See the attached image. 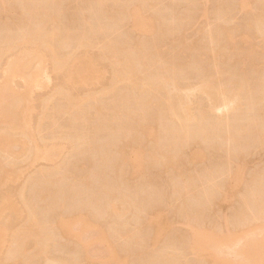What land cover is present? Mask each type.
<instances>
[{
    "label": "rangeland",
    "instance_id": "1",
    "mask_svg": "<svg viewBox=\"0 0 264 264\" xmlns=\"http://www.w3.org/2000/svg\"><path fill=\"white\" fill-rule=\"evenodd\" d=\"M59 1L62 8L60 6L59 8H57L58 7L57 5L59 4L57 1H56L57 5L55 2H53L54 4L52 3V5L53 7L57 6L56 7L57 9H62L59 10V13L62 14V21L61 20L60 21L63 22L62 24L64 27L65 26L67 27V24L68 26H70V24L73 25V29H71L72 26H70V30H72V32H74V29H76L80 25L81 28L82 25L84 24L86 25V22L87 21L89 22V19L92 20V22H94L92 23L90 21L89 23H92L91 24L93 25L92 29L93 31H96L95 29L98 28L99 22L101 21V20L99 21L98 19L99 22L98 23L97 21L95 22V18L97 17L98 12H104L106 16V11L110 12L111 11V10L109 11L110 8H114L115 11L112 12L116 13L117 6H119L118 8H121L125 4V0L117 1L118 2L117 6L115 4L116 1L112 4L113 0L112 1L107 0L108 1L107 4L104 2L105 5L102 3L103 5L101 6H99L98 5L99 3L95 2V0H59ZM156 1L158 2H157V6L155 4V8H157L154 9L155 16L157 17V15H159V17L157 18L154 17V23H153L154 29L152 27L149 29V31L148 28H145V26H138L137 24L134 23L132 24L131 20L125 19L126 21L128 20V22L126 23L125 21L124 24L123 23L124 21L123 22L121 21L122 22L121 25L123 24L124 25L120 27L121 29L118 28L120 31L116 29V31L119 32H116L114 29H113L114 33L112 31L108 32L107 30L105 35V33L100 34L97 30L96 32L98 33L97 34L95 33L94 35V33H92L93 31L89 29V33L87 36H89L90 32L93 34V36L91 34L89 36L92 37L91 40L92 43L89 48L87 46H84L78 49L77 48L73 49V46H70V48L67 46L69 42H70L69 45H71L72 41L76 42V37L74 38L75 40L73 39V37L76 35L78 36V33L79 35L82 34L79 31H82L83 33L84 31L88 32V30L86 29L83 31V28L80 30L79 27V30L76 29L77 31L74 32V33L77 32L76 35L72 32H68L67 34L65 33V36L63 35V37H60L61 39L59 38V41L61 40L60 41L61 43L60 42L59 43L62 44L63 42L62 40H64V38L67 35L69 36V38H71L72 36L70 35L74 34L73 37L71 38L72 40L70 39V41L66 37L65 42L67 39L69 42L68 43L66 42L67 45L66 46L63 45V46L68 50L70 49L69 51L77 49V51H79L78 54L79 53L88 54L90 57L94 59L95 61L94 63L100 70L99 72L100 76L96 80L94 81L91 80L83 85L79 84L74 86L72 92L73 97L76 98L80 103L77 104L73 109H70V112L68 111V113L59 114L60 110L59 108H57L58 106L61 107V104L65 105L64 104L65 94L59 92V87L63 83V78H62L63 75L61 74L62 72H60V70L56 68V63L59 62V60L57 61V58L63 55L62 53L64 51V48L62 45L57 44V46L60 45L58 46V49L59 48L62 49V50L59 49L60 52L58 53V50H52L51 48H43L40 45V43L39 44L30 43L29 45L21 44L17 46L15 50H12V52L10 51L4 53L3 56L1 57L0 88L2 92L0 93V106L3 107L7 106V110L6 113H4L3 115L0 114V164L3 168L0 174V238L3 240L2 247L0 248V264L11 263V261L9 260L10 257L9 250L11 247L13 248L17 244V233L21 231L20 230L21 227L23 228V226L25 227L27 225L26 223L30 218L33 217L34 213L37 214L38 216L39 221L38 220L37 221L38 224L41 226L40 229L42 228L43 232L46 233L47 236L50 234V238L48 240L50 239L51 240L48 241V249L46 254L35 257L36 253L34 254L33 252V250L35 251L36 249L34 246L35 243L34 240L32 241L30 239L28 247L29 250L32 251V254H34L33 255L34 258L30 259L29 262L27 261L28 263L26 264H48V263L49 264H110L108 259H110L112 256L111 253L113 248L121 249L123 248V246H124L123 248L124 251L121 252V257L122 256L124 257V258L122 257L123 261L124 260L126 261L129 258L127 260L128 263L126 262V264H161L164 260V258L162 260V257H165L166 259V255L171 256L172 252L173 255H175L176 257V259L172 261L175 264H213L212 263L213 261L218 262L219 264H239V263L242 264L247 261L246 259V257L248 256L247 254H249L248 257L250 256L253 257L252 256L253 254L257 255L261 250H263L262 248H264V245L262 244H264V242L262 243L261 240L264 237V207L257 206L258 204H256V202H254L253 200L250 201L252 203L249 204V206L248 205L246 206L244 201L247 198L246 195H249L248 199L251 198L252 192H250L251 189L249 188L251 187L253 188V186L254 188L255 186L259 188L260 185L261 187H264L263 185L264 177L262 176L264 175L263 174L264 173V142L261 141L260 138H258L259 137L258 135L257 138L260 141H258L256 138H252V137H256L255 135L252 137L250 136V140L249 137H244L240 141L235 140L232 141L231 143V139L233 140V138H229L230 139L229 141L228 137L229 136L231 137L234 134L236 129L239 127L238 123H240V127L242 126L241 123L243 125H248L249 123L250 125L251 121H253L251 120L252 116L257 115L259 111L263 113V115L261 114L262 117L260 113L259 115H257V117L260 116L259 121H261V123L257 121L258 123L256 124L254 123V126L256 128L258 127L263 128L264 126L263 125L264 103H261L264 102V98L263 99L261 98L262 91L259 90V86L260 85L262 86L264 84V26H263L264 0H245L244 2L246 3L242 2L241 0L240 1L239 0H156ZM25 2L26 1H24V5H23L24 10L32 4L31 2L30 3L28 2L25 3ZM89 2L90 3L92 2L93 7L92 6L91 7L93 9L94 7L97 9V10L96 9L93 10L94 14L97 13L96 16H94L92 12V8L90 10L87 8V7L90 8L91 4H89ZM109 2L111 3V5ZM22 4L23 2L22 1L20 2V0H0V40L7 38V36L8 38L10 36L13 37L14 35H16L17 32H18L17 35L19 34L20 32L19 27L23 23L22 19H24L25 17L21 15V12H18L23 9L21 7ZM25 4H26V8H25ZM114 4L116 7L114 6ZM4 5L10 9L12 7L11 10L13 9L16 10L19 6L22 9L19 8L17 12L16 11L9 12L4 10L3 8ZM37 5L40 6L39 4ZM41 5L43 6L44 2ZM45 5L48 6V3ZM97 5L99 6L98 8L101 10L103 9V11L101 10L99 11ZM47 8H50V6ZM24 10L22 11L23 12L22 14L26 15L25 11L27 10L25 11ZM157 10L159 13L156 14ZM161 10H162V14L164 13L163 15L165 21L164 20L161 21L163 19V15L160 16ZM143 13H145L144 16L146 15V17L147 14L154 15V11L152 12L150 11V9ZM258 13L260 15H263V18L261 20L259 18L260 15ZM104 14L99 13L98 16L101 17L100 19H102ZM91 15L94 16L95 18H92ZM108 15L109 13H107V16ZM59 16L61 17V15ZM170 16L173 17L169 19ZM109 17L110 16H108V18ZM106 19L107 18H105V20ZM170 20H173V23ZM109 21L106 22L108 23ZM160 22L161 24H163V26L169 27L172 25L171 26L172 28L175 27L173 28L175 30L169 27L171 34L167 33V36L169 35V38L167 37L168 39L166 38V34H164L165 35L164 36L163 33L161 32L162 30L160 28ZM165 22L167 23V25L165 24ZM64 23L67 24L64 25ZM89 23L88 25H90ZM95 23L96 26L94 25ZM100 23H103V21ZM117 24L120 25L119 23ZM85 25L83 26L84 28H89L88 26L85 27ZM110 26L112 29L113 25L111 24ZM163 26L161 25V27ZM226 26L229 27L227 29V32L226 30H224V28L226 29ZM230 28H232L231 30L233 33L231 32V30H229ZM223 30L224 32H222ZM66 31L67 30L65 31L63 30V32ZM216 31L218 35L217 33H215ZM229 31L232 33V35H230L231 33L229 34L230 36H228L227 34L229 33ZM220 32H222V35L220 34ZM117 35L119 38L120 37L121 38L117 40L118 38L117 37L116 41L119 42L120 44L122 43V45L125 46L123 47L126 49L128 48V46L135 44L136 39H138V41L143 40L142 43L145 40L146 43H150L148 44L149 46L153 44L157 45V48L159 49V55L157 56L155 55L154 52L153 53L151 52L152 49L156 46L153 45L154 47L152 46V48H150L151 51L149 50L151 53L145 56L147 58L143 56L144 58L140 59L141 62L140 72L137 71L133 72L132 71L133 66H131V63L129 61L125 62L123 58L119 60L112 56L105 55L103 52H101L105 48L106 39L115 40V36ZM211 35L212 37H210ZM216 35L217 37L220 35V37L217 38ZM226 35L228 37H225ZM213 36H215L217 39H215ZM126 37L127 39L125 40ZM162 37L166 39L164 40ZM228 38L229 40L230 39L231 40L229 41ZM174 39L176 40V42L173 41ZM55 41L56 43H58L57 40ZM217 41L219 42V44H217ZM74 42H72V44ZM128 42L129 43L131 42L132 44L130 43L129 45ZM126 43L128 44V46ZM174 45L175 47H178L177 50L176 48H174ZM223 45L225 46L221 47ZM212 46H214V48ZM215 46L217 47V51L219 52H216ZM212 48L214 50L213 52H212ZM66 51L67 50H65L64 53H66ZM19 60L20 62H22V65H24L25 67L23 66L24 68L23 67L21 68L22 70L21 72H18L15 75L12 74V77L6 79L4 77L5 71H7L14 62ZM170 62L174 63V65L177 64L176 68L179 67L177 69L178 70L177 73H176L177 70H175V76L176 75L178 76V74L181 72L179 74L180 76L176 78L179 79L178 82L181 85H183L182 87L183 93L187 97V106L189 109L188 111L193 116H196V118H198V116L201 117V115H203L202 118L204 117L205 121L207 122V123L205 122V124H208L206 126H209L210 128L215 124L217 119H219L218 121L222 122V119L223 121H225L226 119L224 118H227L229 121L224 122L225 124L222 122L223 126L221 125L220 127L222 129H220L218 133L216 131L217 133L216 135L213 132L214 136L212 135L210 139L217 137L211 140L213 141V143L209 139L208 140L210 142L207 141L205 143L203 142L205 145L204 147H206L205 149L207 150H204V147H200L201 144L200 139H199L200 141L198 140L194 141L193 137H191L193 138V140L184 139V142L180 146L182 148L179 147L180 150L178 151L183 160L182 161L180 160L181 162L178 161V164L176 163L177 165L174 164L176 165V167L174 166L170 167L171 165H169L168 159L166 158L164 159V157L162 158L160 157L159 159L160 161H153V162L151 161V163L149 162L150 164L147 162L148 165H146V167L147 166L149 167L146 168V172L145 170H143L144 172L141 171L142 172L141 174L137 169L136 170L138 172L135 171L134 173L132 172L130 173L131 169L130 166L128 165L129 163L126 164L127 166L124 165L123 169H121L122 171L119 169H117L118 171L114 169L115 170L114 171L113 170L114 164L112 163L114 162L113 155H115L117 149L116 146H118L120 144L119 142L121 141L120 136H116L118 135L116 134L117 132L115 130L116 127L110 125L112 126L111 128L110 126H108V129L110 131H107L108 129H105L107 133H105L104 132L105 130H103L102 133L98 132V134L100 133V135H98L97 132L91 134L93 133L94 130H92V126H89L90 124L89 125L87 124L88 126H86V124L85 125L83 124V126L82 124L81 125L79 124L80 126L77 125L76 128V125H74L73 122H71V119L78 116V114L79 116L87 115L86 117H89L91 115L89 118L94 119L93 114H95L94 113L95 109L93 108H95V106H107L109 103H111V105L113 104L122 105L124 101L126 103V100H130V97H132V99L130 100L131 103L129 104L128 101V103L126 104L129 105L131 108L132 106L134 108V106L135 107L137 106L136 101L140 100L143 97H146L152 100V103L149 105L150 108H148V110L150 109V112L148 111L149 112L148 115L151 116L150 114H153L152 117L153 119L151 117L150 119H152V125L154 126L155 123L153 122H155L158 118V117L156 118L155 116H157V114L160 116V113L162 112L160 111L159 100L162 98V96L164 97L165 95L161 91L158 92L156 89L140 92V89L136 88L137 90H139L136 91L135 89H133L135 84H134V79L132 77V73L136 74L137 76L140 75L143 79L145 78L147 82L156 81L159 78L160 71L165 66L170 64ZM35 69H37V71H39L40 74L38 77V81L37 83L30 84L28 86V84L25 81L26 73H30V72L32 73ZM216 70L217 72L220 71L223 75L219 77ZM214 74H217L218 78H216L215 75L217 81L219 80V78L220 79L224 78V80H226L228 76L230 79L232 78V80H234L233 78L238 79V81L245 79L247 86H249L250 88L253 86L250 89V91H252L253 93L250 92L251 95L248 94L245 96L244 94L246 91L245 90L243 93V98H240V100L236 101V102L240 101L239 103L236 102H235L236 104L234 102L232 104L230 103L231 105L230 107L234 105L233 107L236 108L229 107V111L231 112L229 113L227 107H225L222 104L223 101L219 100L221 106L223 105V107H221L219 106L220 104L217 99L214 100L211 97V95H207L208 93L204 94L205 92H202L204 88L203 87L204 84L202 83L203 81L201 80V78H203V80H206L208 78L207 80L216 81V79L210 78L213 77ZM224 75L226 77H224ZM114 78H116V80ZM111 80L116 81L114 92L112 94L105 95L102 92H104V90L108 88L109 82ZM223 81H221V83H223ZM249 84H251L252 86ZM200 86L203 87V88L201 87L202 90L200 89ZM247 86L245 87V89L249 88ZM255 86L258 87V89L255 90L256 88ZM206 87L207 86H205V88ZM261 88L262 87H260V89ZM254 90L259 91V92L257 91L258 92L257 94H259V96L253 95L255 92ZM117 96L120 99L123 97V99H121L122 101ZM252 96L254 97V99L250 98ZM116 97L118 98V100ZM259 97L262 100H260ZM251 99H253V102ZM18 100L21 103L19 111L17 114H15L12 117V114L11 116L9 114L10 112L12 113L11 104ZM113 100L114 101L117 100L118 103L117 102L113 103ZM119 101L122 103H119ZM257 101L262 104L261 107H260L261 104L259 103L258 105ZM254 105L255 107L253 108ZM256 105L259 107L257 108ZM89 108L90 109L92 108L91 109L92 112H90ZM208 108H211L210 109L211 111H209V113H205L204 111L208 112L209 110ZM230 109L232 110L236 109V110L231 111ZM257 109H259V111ZM201 112H203V114ZM255 112H257V114ZM70 114H74L75 116L72 115L73 117L72 118ZM165 114L166 113L161 114L163 120H158L160 121L159 123L156 122L158 123L155 126L157 128L155 127H154L155 129L152 128L151 132H153L154 130V133H150L149 136L145 135L143 136V138L140 137L141 140L137 138L139 139L137 143L134 142L138 146V153L141 157L144 158L147 157L148 159L150 155V151L153 150L152 148L154 146L157 145L160 147L162 145L163 146L167 145V141L169 144L170 143L169 139L171 138L169 133L171 128H173L176 125L180 128H183L181 126L185 125L184 124L185 121H183L184 125H182L181 120L180 122L179 120L177 119L175 120L170 116L168 118V115L166 114L165 116ZM24 115H27L29 118V123H27L26 125H24V121L22 117ZM163 116L167 118L165 119ZM205 117L209 119L207 120ZM261 118L262 120H260ZM208 121H210L211 124ZM236 121L237 123H235ZM234 123L237 127L234 125ZM257 124L260 125L257 127ZM202 125L204 124L202 123ZM78 127L81 130V132L82 130L83 131L86 130V133H89L87 132V130L91 127V129H89L90 135L88 136L89 137L92 136V138L89 139H93V140H90L89 144L90 146H92L93 143L94 144L96 143L93 147H91L92 149L91 148L89 149V151L93 150L91 151V153L88 150L82 153L83 152V150L81 151L82 147L79 148L80 146H78L76 142L72 140L78 146L76 147V145L72 141H69V139H67L68 135H70L71 132L72 134L77 133L76 130L78 129ZM193 127L195 130L196 127L195 126ZM209 127L207 129H209ZM160 128L161 129L164 128L163 130L166 129L167 132H162L163 130H161ZM212 129L213 128L209 129V131L210 130L212 131ZM114 130L116 132H114ZM157 130H159L160 134L158 133ZM111 132H114V134ZM228 133L231 135H228ZM103 134L104 136L102 137ZM93 135L94 136L96 135L95 138H93L94 137ZM97 135L99 138L102 137V139L101 138L99 139ZM113 140L116 141L114 142ZM188 140L190 142H188ZM251 140H253L255 143L254 142L251 143ZM256 140L258 142H256ZM52 141L53 143L54 142L59 143L60 148L58 149L57 152L53 153L50 157H48L44 154L46 150L42 151L41 148L50 146L52 144ZM106 141H108L109 143ZM111 141L113 143H111ZM247 141L248 143L246 144ZM105 142L107 143V145L109 144L108 148L112 147V144L115 145L113 146V148H111L112 150L110 149L111 150L110 155L113 154L112 156H110L112 159V160L110 159V161H108L109 157H107L108 159L106 157H104L105 159L101 158L103 160L100 159L101 157L100 155H102L101 154L102 152L100 153L101 148L105 149L104 146H107V145L103 146V144H106ZM237 142L238 143L240 142L239 145L237 144ZM243 142L245 144H243ZM260 142L262 143L261 145ZM98 143L100 144L102 143V144L100 145ZM208 143H210L211 145L209 146ZM215 143L217 144L216 147L212 146ZM4 144L5 147H3ZM240 144H242L243 146ZM218 145L219 146L221 145L222 147L221 146L218 147ZM235 145L238 148L236 147L235 149ZM201 146H203V144ZM232 146L234 148H232ZM228 147L230 148L229 151H228L229 149ZM98 148L99 151L97 150ZM103 149L102 151L104 152ZM198 149L202 151L204 150L203 152L206 151L207 153L206 152H205L206 154L203 153L204 155L201 154L202 156L198 157V159L196 158L197 159L196 161L193 159L190 160V156H191L190 153H194V151ZM99 153L100 155H98ZM227 153L228 154L231 153L233 157L231 155H228ZM232 153H234L235 155L236 154L239 155L241 160L243 157L244 161L243 162L240 161L238 163L240 158L236 161ZM187 155L189 156L188 158L189 160L187 159L188 157ZM86 158H88L89 160H87ZM163 159L164 162L167 160L165 164L159 163L163 161ZM186 159L188 160V162ZM222 162L225 163L223 164ZM227 163L229 165H227ZM230 167L231 170H229ZM215 168H217V170ZM181 169L182 170L184 169L185 172H187L186 170H188V174L186 173V175L189 176L188 180L191 179L184 186L183 185L181 186L180 184L185 183L183 180L186 177V175L185 173H182L184 170L182 171ZM180 170L181 172H179ZM119 171L121 172L120 174ZM211 171L213 173H211ZM93 172L95 173V175ZM117 172L118 174H116ZM178 172L184 174L183 176L185 177L183 178V180L178 174ZM87 173L89 175H87ZM104 173L106 176L104 175ZM122 173L123 175H121ZM177 174L181 178L180 180ZM84 175L87 177L89 176L91 180L94 178L92 181L90 180L91 181L89 182L90 184L87 182L89 178L87 179ZM115 175H117V177ZM46 176L48 177V179L46 178ZM95 176L96 178L97 177L98 178L96 179ZM253 176L255 177L257 176V177L255 178ZM83 177L86 180H84ZM108 177L110 178V181L107 180L109 179ZM122 177L123 179H121ZM125 177H127L126 181H125ZM253 178H255V180H253ZM227 179H229V184H230L229 189L228 187L225 189L221 185L226 181L228 182ZM44 180H49L50 182L45 183ZM41 181H43V183ZM82 181L84 183H82ZM151 181L155 186L151 183ZM175 182H177L178 184L176 183L177 184L176 185ZM40 183L44 186H46V184L48 185L46 186L45 190L43 186L42 191H45L46 192L45 194L44 192L41 191L40 187L42 186L40 187L38 186ZM85 183L88 184L86 185ZM145 183L147 184L148 191L145 190L147 189V187H145L144 189L143 187L141 188L143 184H144L143 186H145ZM101 185L104 186L106 185V186L104 187ZM108 185L110 186L112 185L111 189L107 187ZM153 186L154 188L156 187V190L152 188ZM185 186H187V188L191 186V188L189 187V189H187V193H188L187 198L186 196L184 197L181 196L180 198L175 199V197L180 196L179 195L180 192L179 193L177 191L175 192L176 187L180 188ZM218 187L219 188L223 187V189L225 190L222 200H220L219 196L216 195L217 191H219ZM104 188H107L109 190L105 191ZM164 188L165 190L163 192L162 189ZM37 189H39L42 192L41 193L42 198L38 196L40 195L39 194L40 191ZM110 190L111 192L114 190L112 194L116 195L118 198L119 196L121 197L122 195V198L125 199V197L127 196V200L125 199L126 201L125 206L122 204L124 203L122 201H121L122 203L121 202L118 203V204H122L118 206L119 207L118 210L120 209V211L123 212L125 209L130 207V210H125L128 213L122 214L120 213V211H118V213H120V216H118L119 215L118 214L117 218L116 217L113 218L110 214L107 213V211L105 212L104 209L106 207L105 205L106 202H104V199L105 201H107L108 195L111 193ZM150 190L151 192H149ZM213 190L215 192H211ZM153 191L154 192L156 191L157 194L156 192L154 193ZM173 191L175 193H172ZM183 191L185 190L183 189ZM205 191L211 192L212 193L211 196H215V199L217 200V204H215V206L211 207V205H214L213 202L214 201L216 202V200L213 197L210 198L209 202L203 200L204 199L203 196H202L203 199L200 197L201 195H203L202 194L203 192L205 193ZM35 192H38V194H36ZM105 192L107 193L110 192V193L105 194ZM63 193L67 197H65ZM74 193L78 197H76ZM124 193H127L126 196H124L125 195ZM117 194H119V196ZM74 195L76 199H74L75 198ZM45 196L46 198H44ZM79 196L81 198H79ZM216 197H218V199ZM199 198L201 199L199 200ZM79 199L81 203H79ZM197 200L199 204L198 202H196ZM84 201L86 202L82 203ZM23 202L24 203L28 202V203L24 205ZM13 203L18 204V208L16 211H13L12 208H10L11 204ZM103 203H104V209L101 210L100 208H102ZM184 203L186 204L184 205ZM208 203L210 204V206L208 205L209 207L206 205ZM242 203H244V205H241ZM141 206H143L142 207L143 209L141 208ZM200 206L201 208L199 209ZM240 206L244 207V209L242 208L241 210ZM124 207L126 208L124 209ZM257 207L260 209H258ZM56 208L58 212L56 210L54 211V209ZM78 208H81L80 212H82L83 210V212L85 214L87 213L88 216L91 217L94 216V219L95 218L99 219L98 221L103 219L102 221L103 223H105L103 224L104 228L95 226L93 229H91L92 226L91 227L87 226L83 228L84 226L82 225H79L80 227L79 226L78 227L80 229H78V227L75 225L74 231L77 232L78 234L79 232L81 233L83 239L82 242L86 244V253L90 256L91 263L90 262L88 263L89 260L85 257L86 256L84 255L85 253L82 254L80 250H78L79 249L77 248L79 246L78 243L75 244L74 242H72V240H70L69 242L68 241L69 239L62 238L57 228L53 227L54 221L56 219L55 217L58 216L57 215L58 213L59 214L60 213L67 214V212L72 213L74 212L75 209L79 210ZM185 208H187L188 210ZM151 209L152 210L162 209L164 211V212L161 211L163 212L161 214L162 215L164 214L162 220L165 223L168 221V224L164 223L166 227L168 225L167 232L165 231V234L159 237L158 240H156V243L151 242L152 240L149 241V239H151L152 237L153 230L151 226H147L148 225L147 223H146L147 225L144 224L146 217L147 216L149 217L150 216L149 213L152 212ZM98 210L103 212V217H102V212H100L101 216L97 215L99 214ZM199 210L200 211L202 210L203 212L202 211L200 212ZM241 211L243 212L245 211V212L241 214ZM93 214L98 216V218L95 217V215ZM121 214L124 217H121ZM142 215H144V217ZM115 219H116V223L114 222ZM107 220L110 222H108ZM102 221L100 223H102ZM107 222L111 224L109 225ZM113 222L118 225H115ZM119 223L120 225L122 223L121 226L123 228L119 226ZM194 227L198 228V230L199 229L202 230L205 235L208 234L211 236V238H214L210 243L211 246L209 245L210 248L209 250L205 247V249H201V251L198 252V254H195V252H192V250L189 249L188 242L191 243V240H189V235L193 233L192 232L193 230L194 231L197 230L194 229ZM102 230L103 231L105 230L104 233L108 234L110 241L107 242L104 240L103 241L100 240V237L102 236V232H101ZM56 231H58L60 235ZM214 234H216L215 236L217 237L213 236ZM135 235H138L139 237H134V238H139V239L142 238L141 242L144 243V245L141 243L142 246L140 247L142 248L140 249L143 250V251L140 250L141 252L139 251V249H136L135 246H132L131 244L127 243V241L125 242V239L130 240L132 236ZM258 237H260L261 239L260 241ZM144 238L146 239V243L144 242L145 241ZM233 239L237 242L236 243L237 245L234 244L235 241L232 242ZM255 239L257 240V242L260 243H255L256 242ZM229 242L230 243L232 242L231 244H233L231 248L228 245L230 244ZM127 246H129L130 248H127ZM220 246L222 247V250L219 248ZM233 246L234 247L237 246L236 247L237 250L236 248H233V250L235 249L238 252L239 251L241 252L242 250L241 248H243L242 251H244V253L245 252L247 253L244 254V256L246 255V257L244 258V256L241 255V253L239 255V253L236 251L233 254L232 253L230 254L231 251L230 249H232ZM81 248L82 247H80V249ZM128 249L130 250L133 249L131 250L132 254L130 253V250L128 251ZM217 249L218 251L220 250L223 253L218 252ZM77 251H79L80 253L78 252L77 254ZM134 252L135 254L133 255ZM137 252L139 254H137ZM167 252L171 254H168ZM216 252L219 254L216 255L215 254ZM263 252H261V254H263ZM237 253L238 255H236ZM136 254L138 256H135ZM126 256H128L127 259H125ZM106 260L109 263H106L105 262ZM247 262L249 263V261ZM12 263L15 262L12 261ZM262 264H264V261L262 262Z\"/></svg>",
    "mask_w": 264,
    "mask_h": 264
},
{
    "label": "bare ground",
    "instance_id": "2",
    "mask_svg": "<svg viewBox=\"0 0 264 264\" xmlns=\"http://www.w3.org/2000/svg\"><path fill=\"white\" fill-rule=\"evenodd\" d=\"M23 2V4L21 5V7L23 8H21L20 6L16 9V10H11L12 9V7H11V9L10 8H8L7 6H5L4 5V10H6V11H9V12H11V11H16L17 12V10L19 9V8H21L22 10H20V11H18V12H21V15L24 17V19H22L23 20V23L20 25V27H19V34L17 35V33H16V35H14L13 37H9L8 38V36H7V38H5V39H3V40H5V41H3V40H0L1 42H0V60H1V57L3 56V54L4 53H7V52H12V50H15V48L17 47V46H19V45H21V44H25V45H29L30 43H40V45L43 47V48H51L52 50H58V53L60 52V50L59 49H61V48H59L58 49V46H60V45H67V43L70 41V39L73 37V35L75 34L76 35V33H74L75 31H77L76 29H78L79 30V27L81 26H79V27H77L76 29H74V32H72V30H70V26H72V28L71 29H73V25H71L70 24V26H68V24H67V27L65 26H63V22H61L62 21V14H60L59 13V10H62V9H57V8H59V6L61 7V4H60V1L59 0H20V2ZM24 1H26V2H28V3H32L30 6H28V8H26V4H25V10H27V11H25L24 10V7H23V5H24ZM56 1L60 4H58L57 5V3H56ZM109 1V0H108ZM107 0H95V2H98L97 4L99 5V6H101V5H103L104 4V2L107 4V2H108ZM112 1V0H111ZM116 1V6H117V1H119V0H113L112 1V4L114 3ZM120 1H123V0H120ZM240 1V0H239ZM242 2H244L245 0H241ZM25 2V3H26ZM44 2V5L45 4H47L48 3V6L47 5H41L42 3ZM53 2H55L56 3V5L58 6H56V7H53V5H52V3ZM157 2L158 1H156V0H125V4L121 7V8H118L119 6H117V8H116V13L114 12H112V11H115V9L114 8H110L109 9V11L110 12H107L106 11V16H105V14H104V12H98V15H99V13H103L104 15H103V17H102V19H100L101 17H99L98 15H97V13L96 14H94V9H96L95 7H94V9L92 8L93 6V4H92V2L90 3L89 2V4H91L90 5V8L89 7H87L89 10L92 8V12H93V14H94V16H96L97 15V17L95 18L94 16H92V18H95V22L97 21V23L100 21V22H102L103 21V23H100L99 22V25H98V28L97 29H95L96 31L98 30V32L100 33V34H104L105 33V35H106V31L108 30V32H113L114 33V30L116 31V29H121L120 27H122L124 24H125V19H129V20H131L132 21V24L134 23V24H137L138 26H145V28H148V31H149V29L150 28H152L153 27V23H154V17H156L155 16V10L154 9H157V8H155V4H156V6H157ZM41 3V4H40ZM103 3V4H102ZM110 3V2H109ZM108 3V4H109ZM122 3V2H121ZM244 3H246V2H244ZM37 4H39L40 6H38ZM49 4H51V5H49ZM54 4V3H53ZM115 4H114V6H115ZM97 5V8L99 7ZM105 5V4H104ZM110 5H111V3H110ZM122 5V4H121ZM18 6V5H17ZM50 6V8H47V7H49ZM51 6H52V9H51ZM92 6V7H91ZM115 6V7H116ZM103 7V6H102ZM102 7H100V8H102ZM112 7V6H111ZM222 7V6H221ZM15 8V7H14ZM56 10H55V9ZM62 8V7H61ZM54 9V10H53ZM114 9V10H113ZM150 9V11H154V15H149V14H147V17H146V15L144 16V14L145 13H143V12H146V11H148ZM153 9V10H152ZM159 9V8H158ZM25 11V13H26V15H23L22 13V11ZM97 10V9H96ZM98 10L100 11L101 9H99L98 8ZM160 10V9H159ZM219 10H221V9H219ZM262 10V9H261ZM101 11H103V9L101 10ZM61 12V11H60ZM91 12V13H92ZM262 12V11H261ZM260 12V13H261ZM107 13H109V15L108 16H110L109 18H108V16H107ZM151 13V12H150ZM157 13H159L158 12V10H157V12H156V14ZM160 16H162L163 14H162V10H161V12H160ZM218 14H219V12H218ZM217 14V15H218ZM259 14V13H258ZM263 14V13H262ZM59 15H61V17L59 16ZM100 15H102V14H100ZM149 15V16H148ZM260 15V14H259ZM120 16V17H119ZM220 16V15H219ZM60 17V18H59ZM99 17V18H98ZM124 17V18H123ZM157 17H159V15H157ZM156 17V18H157ZM173 17V16H172ZM171 16H170V18L169 19H171L172 18ZM258 17V16H257ZM91 18V19H92ZM105 18H107L106 20H105ZM260 20L263 18V15H260ZM88 19V18H87ZM98 19H99V21H98ZM104 19V20H103ZM111 19V20H110ZM122 19H124V20H122ZM165 18H164V15H163V19L161 20V18H160V20L161 21H163ZM173 19H175V18H173ZM61 20V21H60ZM110 20V21H109ZM86 21V20H85ZM92 22V20H90L89 19V22ZM105 21V22H104ZM106 21H109L108 23H110V24H108ZM111 21H113V22H111ZM124 23L123 25H121L122 24V22ZM130 21V22H131ZM165 21V20H164ZM169 21V20H168ZM170 21H172V23H173V20H170ZM258 21H259V19H258ZM88 21L86 22V25H85V27L86 26H88L89 28H84L83 26L84 25H82V28H83V31L86 29V30H88V32L87 31H84V33L82 32V31H79V32H81L82 34H80L79 35V33H78V36L76 35V36H74L73 37V39L76 37V42H74V41H72V42H74L73 44H72V42H71V45H69L70 44V42L68 43V47L70 48V46H73V49L74 48H81V47H84V46H87L88 48L91 46V43H92V37H89L90 36V34L93 36V34L92 33H94V35H95V33L97 34L98 32H96V31H93V29H92V26L93 25H91L92 23H94V22H92V23H89ZM128 22V20L126 21V23ZM177 22V21H176ZM178 22H179V20H178ZM261 22V21H260ZM85 23V22H84ZM88 23L90 24V25H88ZM117 23H119L120 25H118ZM140 25H139V24ZM164 23V22H163ZM170 23V22H169ZM60 24H62V25H60ZM65 23H64V25H66ZM113 25L112 26V29H111V26L110 25ZM115 24V25H114ZM165 24L167 25V23L165 22ZM171 24V23H170ZM95 26H96V23L94 24ZM161 25L163 26V24H161V22H160V28H161V32L163 33V35L164 34H166V38L168 37L169 38V35L167 36V33L169 34H171V31H170V28H172L171 26H163V27H161ZM259 25H260V23H259ZM91 26V27H90ZM114 26H115V28H114ZM119 26V27H118ZM176 26V25H175ZM263 26H264V24H263ZM117 27V28H116ZM178 27V26H177ZM260 27V26H259ZM261 27H262V25H261ZM81 27H80V30L82 29ZM159 28V29H160ZM173 28H175V27H173ZM172 28V29H173ZM229 27H227L226 26V29L224 28V30H226V32H227V29H228ZM89 29L91 30V31H93L92 33L90 32V34H89V36H87L88 35V33H89ZM111 29V30H110ZM114 29V30H113ZM118 29V30H119ZM153 29H154V27H153ZM177 29V28H176ZM232 28H230L229 30H231ZM63 30L65 31V30H67L66 32H63ZM173 30H175V29H173ZM172 30V31H173ZM224 30L222 31V32H224ZM262 30V29H261ZM120 31V30H119ZM119 31H116V32H119ZM68 32H72V33H74V34H72V35H70V33H69V35L70 36H72L71 38H69V36L67 35L66 37L69 39V41H68V39L66 40V42H65V39H66V37L64 38V40H62L63 42H62V44H60L61 42V40L59 41V38L60 37H63V35L65 36V33L67 34ZM86 32H87V34H86ZM174 32V31H173ZM222 32H220V34L222 35ZM231 32H232V30H231ZM230 31H229V33H227L228 34V36H230V35H232V33H231ZM175 33V32H174ZM215 33H217V31L215 32ZM231 33V34H230ZM118 34V33H117ZM214 34V33H213ZM212 34V35H213ZM230 34V35H229ZM212 35L210 36V37H212ZM217 35H218V33H217ZM217 35H216V37H217ZM224 35H225V33H224ZM223 35V36H224ZM165 36V35H164ZM172 36V35H171ZM222 36V37H223ZM227 35L225 36V37H228ZM118 37V35L117 36H115V40L114 39H111V40H108V39H106V41H105V48H104V50H102L101 52H103L105 55H109V56H112V57H114V58H116V59H124L125 60V62H130L131 63V66H133L132 67V71L133 72H140V70H141V62H140V59L141 58H144L147 54L149 55L151 52L153 53H155V55H159V49L157 48V45L156 44H153V45H148V44H150V43H146L145 42V40H144V42L142 43V41H138V39H136L135 41V44H132L131 42V46H128V44H127V46H128V48L126 49V48H124L125 46L124 45H122V43L120 44L119 42H117L116 41V38ZM123 37V36H122ZM215 39H217V38H219L220 37V35L216 38L215 36H213ZM221 37V38H222ZM121 38V37H120ZM119 37L117 38V40H119L120 39ZM163 38V37H162ZM166 38H163L164 40L166 39ZM167 38V39H168ZM221 38H220V40H221ZM224 38V37H223ZM61 39V38H60ZM110 39V38H109ZM127 39V37L125 38V40ZM177 39V38H176ZM213 39V38H212ZM227 39V38H226ZM231 39H232V36H231ZM230 39V40H231ZM55 40H57V42L58 43H56V41ZM72 40V39H71ZM75 40V39H74ZM108 40V41H107ZM125 40H123V41H125ZM219 40V41H220ZM228 40H229V38H228ZM229 40V41H230ZM174 42H176V40L174 39L173 40ZM172 41V42H173ZM55 42V43H54ZM60 42V43H59ZM66 44H65V43ZM148 42H150V41H148ZM228 42V41H227ZM124 43V42H123ZM129 43V42H128ZM130 43H129V45H130ZM57 44H60V45H58L57 46ZM216 44V43H215ZM217 44H219V42L217 41ZM227 44V43H226ZM225 44V45H226ZM122 45V46H121ZM179 45H180V42H179ZM220 45H222V44H220ZM225 45H223V46H221V47H224ZM49 46V47H48ZM124 46V47H123ZM152 46L154 47L153 49H152V51H151V49L150 48H152ZM219 46V45H218ZM123 49H122V48ZM213 48H214V46H212ZM216 47V46H215ZM220 47V46H219ZM63 48H64V51L65 50H67L66 51V53H64V51H63V55L61 56V57H59V58H57V61L59 60V62L58 63H56V68L57 69H59L60 70V72H62L61 74L63 75L62 76V78H63V83H62V85H60V87H59V92L60 93H64L65 94V105H62L61 104V107H57V108H59V114H64V113H68V111L70 112V109H73L77 104H79L80 102L76 99V98H74L73 97V94H72V92H73V88H74V86H76V85H83V84H85V83H87V82H89V81H91V80H96L97 78H99V72H100V70H99V68L96 66V64L94 63L95 61H94V59L92 58V57H90L88 54H85V53H79L78 54V52L79 51H77V49H75V50H71V51H69L68 49H66L64 46H63ZM174 48H176V50H177V48L178 47H175V45H174ZM213 48H212V52L214 51L213 50ZM62 50V49H61ZM151 52H150V51ZM221 51H222V48H221ZM62 52V51H61ZM216 52H219V51H217V47H216ZM218 54V53H217ZM144 56V57H143ZM145 58H147V57H145ZM159 58H161V57H159ZM12 62H14V61H12ZM172 62V61H171ZM170 62V64H168L167 66H165L161 71H160V75H159V78H158V80H156V81H148L147 82V80L144 78H142L140 75L139 76H137L136 74H134V73H132V77H133V79H134V84H135V86H134V88L133 89H135L136 91H139V90H137V89H140V92H143V91H146V90H152V89H156L158 92L159 91H161L162 93H164V97L162 96V98L159 100V102H160V111H162L161 113H160V116L157 114V116H155L156 118H157V120L155 121V122H153V123H155V125L153 126L152 125V117H153V114H150L151 116H149L148 114H149V112H150V109L148 110V108H150V104L152 103V100H150V99H148V98H146V97H143V98H141L140 100H138V101H136L137 102V106L135 107L134 106V108H133V106H132V108L129 106V105H127L126 103H128V101H129V104L131 103V99H132V97H130V100H126V103H125V101H124V103L122 104V105H116V104H113V105H111V103H109L110 104V106H109V104L107 105V106H95V108H93V109H95L94 111V113L95 114H93V116H94V119L92 118V119H90L89 117L91 116H89V117H86L87 115H83V116H79V114H78V116H76V117H72V115L73 116H75L74 114H70V116L73 118V119H71V122H73V124L74 125H76V128H77V125H81L82 124V126H83V124L85 125L86 124V126H88L89 124V126H92V130H94L93 131V133H91V134H94V133H96L97 132V134H98V132H100V133H102V131L103 130H105V129H108V126H110V125H112V126H115L116 127V129H115V127H114V129L117 131H115L114 130V132H116V134H118V135H116V136H120V139H121V141L119 142L120 144L118 145V146H116L117 147V149H116V152H115V155H113L114 156V158H113V160H114V162H112L113 164H114V168H113V170L114 169H119V170H121V169H123V167H124V165L125 166H127L126 164H128L129 166H130V173L132 172V173H134L135 171L136 172H138L137 170H139V172H140V174L142 173V172H144L143 170H145V172H146V168L147 167H149V166H147L146 167V165H148L147 164V162L149 163H151V161L153 162V161H160L159 159H160V157L162 158V157H164V159L166 158V159H168V162H169V165H171L170 167H172V166H174V167H176V165L178 164V161H182L183 159L181 158V156H180V154H179V150H180V148H182V147H180L181 145H182V143L184 142V139H192L193 140V138H194V141H200V147H204L205 145H204V143L207 141V142H210L211 140H213V139H215V138H217V137H215V138H212V139H210L211 137H212V135H213V132L215 133V135L218 133V131L220 130V129H222V128H220L221 127V125L223 126V124H222V122L224 123V122H226V121H229L227 118H224V119H226L225 121H223V119H222V122H220V121H218L219 119H217V121L215 122V124H214V122H213V126L212 125H210V126H212L211 128H213L212 129V131L210 130L209 131V129H211L209 126H206V125H208V124H205V119H204V117L202 118V116L203 115H201V117L200 116H198V118H196V116H193L188 110V106H187V97L184 95V93H183V85H181L179 82H178V80L179 79H177L176 77H179L180 75V73L178 74V76L176 75L175 76V70H177L179 67H177L176 68V66H177V64H175L174 65V63H171ZM174 62H176V61H174ZM23 64H24V62H23ZM24 65H22V62H20V60L19 61H16V62H14L13 64H12V66H10L9 67V69L7 70V71H5V74H4V77L6 78V79H9L10 77H12V74L13 75H15V74H17L18 72H21L22 70H21V68L23 67ZM25 67V66H24ZM23 67V68H24ZM176 68V69H175ZM26 69H27V67H26ZM125 71V70H124ZM182 71V70H181ZM178 72V70L176 71V73ZM216 72H217V70H216ZM219 72L220 71H218L217 72V74H218V76L219 77H221L223 74L220 72V74H219ZM23 74H25V73H23ZM217 74H214L213 75V77H210L211 79L213 78V79H216V78H218L217 77ZM39 71H37V69H35L32 73L30 72V73H26V76H25V81H26V83L28 84V86L30 85V84H35V83H37V81H38V77H39ZM215 75H216V78H215ZM224 77H226L225 75H224ZM231 77V76H230ZM115 80H116V78H114ZM132 79V80H133ZM206 79V78H205ZM208 79V78H207ZM206 79V80H207ZM234 80H232V78L230 79L229 78V76L227 77V79L226 80H224V78H222V79H220L219 78V80L217 81V79H216V81L215 80H203V78H201V80L203 81H201L205 86H207V87H209V88H205V86L203 85V87L206 89H204L202 86H200V89H201V87L203 88V90H202V92H205L204 94H207V95H211V97L215 100V99H217L218 100V102H219V104H217V105H219V106H221V103H220V101H223L222 102V104L225 106V107H227V109H228V111H229V107L231 106L230 105V103L232 104L233 102L235 103L237 100H240V98H243V93H244V91H245V96L246 95H248V94H250V92H252V91H250V89L253 87L251 84H249V85H251L252 87L250 88L249 86H247V83H246V80L245 79H243V80H245V81H243V80H241V81H238V79H236V78H233ZM115 80H111L110 82H109V86H108V88H106L105 90H104V92H102V93H104L105 95H108V94H112L113 92H114V87H115V83H116V81ZM224 80V81H223ZM240 80V79H239ZM221 81H223V83H221ZM181 82V81H180ZM261 82V81H260ZM6 83V82H5ZM260 84V83H259ZM258 84V85H259ZM262 84V83H261ZM6 85V84H5ZM5 85H4V87H5ZM257 85V86H258ZM264 85V84H263ZM259 86V90L260 91H262V99L264 98V86ZM138 86V87H137ZM249 87V88H247L248 89V91H247V89H245V87ZM256 87V86H255ZM260 87H262L261 89H260ZM137 88V89H136ZM208 89V90H207ZM256 89H258V87H256L255 88V90ZM254 90V91H255ZM258 91V90H257ZM257 91H255L254 92V96H259V94H257L258 92ZM2 92V90H1V88H0V93ZM131 92V91H130ZM253 93V92H252ZM255 93H256V95H255ZM126 94H128V93H126ZM126 94H123V95H126ZM261 94V93H260ZM129 95H130V93H129ZM134 95V94H133ZM132 95V96H133ZM242 95V96H241ZM251 95V94H250ZM249 95V96H250ZM21 96V95H20ZM120 96H122V95H120ZM22 97V96H21ZM118 97V96H117ZM116 97V98H117ZM126 97V96H125ZM149 97V96H148ZM211 97H209V98H211ZM115 98V99H116ZM119 98V97H118ZM118 98H117V100H118ZM129 98V97H128ZM250 98H253L254 99V97L252 96V97H250ZM256 98V97H255ZM260 98V97H259ZM260 98V100H262ZM114 99V100H115ZM120 99V98H119ZM121 99H123V97L121 98ZM120 99V100H121ZM124 99H126V98H124ZM253 99H251L252 100V102H253ZM113 100V103H118V101L116 100V101H114ZM220 100V101H219ZM250 100V101H251ZM257 100V99H256ZM122 101V100H121ZM259 101V100H258ZM257 101V102H258ZM240 101H238V102H236V103H239ZM256 102V101H255ZM119 103H122V102H120L119 101ZM235 103V104H236ZM259 103L260 102H258L257 104L259 105ZM261 103H264V102H261ZM260 103V104H261ZM20 101L18 100V101H15L14 103H12L11 105H12V107H11V110H12V113L10 112L9 114H10V116H11V114H12V117L15 115V114H17L18 113V111H19V108H20ZM250 104V103H249ZM102 105H104V104H102ZM223 105L221 106V107H223ZM251 105V104H250ZM63 106V107H62ZM234 106V105H233ZM232 106V107H233ZM252 106V105H251ZM257 106V105H256ZM262 106V104L260 105V107ZM5 107V108H4ZM0 106V114L1 115H3L4 113H6V110H7V106ZM232 107H230V108H232ZM255 107V105L253 106V108ZM259 106H257V108H258ZM136 108V109H135ZM233 108H236V107H233ZM90 109V108H89ZM92 109V108H91ZM91 109H90V112H92L91 111ZM134 109V110H133ZM209 109V110H208ZM207 110H208V112L207 111H204L205 113H209V111H211L210 109L211 108H208ZM88 110V109H87ZM231 111H234V110H236V109H230ZM258 111H259V109H257ZM261 110H263V109H261ZM149 111V112H148ZM227 111V110H226ZM253 111V110H252ZM255 111V110H254ZM257 111V112H258ZM89 112V111H88ZM89 112V113H90ZM152 112V111H151ZM257 112H255L256 114H257ZM155 113V112H154ZM163 113H166L167 115H168V118H169V116L170 117H172V118H174L175 120L177 119V120H181L180 122H181V124L182 125H184V126H181V127H183V128H180V127H178L177 125L176 126H174L173 128H171V130H170V133H169V135L171 136V138L169 139L170 140V143L168 144V141H167V145H162V146H154L152 149L153 150H151L150 151V155H149V158L147 159V157H141L140 155H139V153H138V146H137V144H135V143H137V141L140 139V137L141 138H143V136H149L150 135V133H154V130H153V132H151L152 131V128L153 129H155V128H157V127H155L156 126V124H158L160 121H158V120H163V118H162V116H161V114H163ZM202 114H203V112H201ZM200 113V114H201ZM229 113H231L230 111H229ZM259 113H260V115L262 114L263 115V113H261V111H259ZM259 113L257 114V115H259ZM166 114H165V116H166ZM211 114V113H210ZM253 115H254V113H253ZM257 115H255V116H252V118H251V120H253V121H251V124L249 125V123H248V125H243L242 123H241V127H240V123H238L237 125L240 127H238L237 129H236V131L234 132V134H233V131H232V136L230 137H228V135H231V134H229V133H231V132H229L228 133V135H227V137H228V140L230 141V139L229 138H233V140L231 139V143H232V141H235V140H237V141H240V140H242L244 137H249V140H250V136L252 137V136H255L256 135V137H252V138H256L258 141H263L264 142V126H263V128L262 127H258L259 125L257 124V127L258 128H256L255 126H254V123L256 124V123H258L257 121H259V117L260 116H258L257 117ZM262 115H261V117H262ZM165 116H163L165 119L167 118V117H165ZM23 117V121H24V125H26L27 123H29V118H28V116L27 115H24V116H22ZM150 117L152 118V119H150ZM208 117V116H207ZM254 117V118H253ZM264 117V116H263ZM171 118V119H172ZM206 118V117H205ZM249 118H250V116H249ZM248 118V119H249ZM155 119V118H154ZM207 119V118H206ZM209 119V118H208ZM207 119V120H208ZM204 122H203V121ZM260 120H262V118L260 119ZM183 121H185V123L183 122ZM231 121V120H230ZM151 122V123H150ZM156 122H158V123H156ZM162 122V121H161ZM208 122H210V121H208ZM253 122V123H252ZM184 123V124H183ZM202 123L204 124V125H202ZM207 123V122H206ZM235 123H237V121L235 122ZM235 123H234V125H235ZM259 123H261V121H259ZM72 124V125H73ZM88 124V125H87ZM161 124H163V123H161ZM195 124V125H194ZM210 124H211V122H210ZM225 124V123H224ZM228 124H230V123H228ZM245 124V123H244ZM73 125V126H74ZM79 125V126H80ZM263 125H264V123H263ZM112 126H110V128L112 127ZM157 126H159V125H157ZM161 126V125H160ZM193 126H195L196 128H195V130H194V127ZM206 126V127H205ZM236 126V125H235ZM155 127V128H154ZM209 127V129H207ZM237 127V126H236ZM82 128V127H81ZM235 128V127H234ZM233 128V129H234ZM260 128V129H259ZM262 128V129H261ZM89 129H91V127L89 128ZM87 130V132H89V133H86V130H82V132H81V130L79 129V127H78V129L76 130L77 131V133H73L72 134V132H71V134L70 135H68V137H67V139H69V141H72V140H74L75 142H76V144L78 145V146H80L79 148H81V151L83 150V152L82 153H84V151H89V149L91 148V147H93L95 144L93 143V145L92 146H90V140H93V139H89V138H92V136L91 137H89L88 135H90V130ZM161 129V128H160ZM164 129V128H163ZM163 129H161V130H163ZM79 130H80V132H79ZM160 130V131H161ZM166 130V129H165ZM165 130H163L162 132H167V130L165 131ZM107 131H110L109 129L107 130ZM113 131V130H112ZM156 131V130H155ZM158 131V133H159V130H157ZM216 131H217V133H216ZM105 133H107L106 132V130L104 131ZM103 132V133H104ZM114 132H111V133H113L114 134ZM100 133L98 134V135H100ZM104 133V134H105ZM110 133V132H109ZM157 133V134H158ZM104 134L102 135V137L104 136ZM139 134H140V136H139ZM160 134V133H159ZM163 134V133H162ZM219 134H220V132H219ZM98 135H97V137H98ZM142 135V136H141ZM153 135V134H152ZM165 135V134H164ZM259 137H258V136ZM94 136V135H93ZM96 136V135H95ZM95 136L93 137V138H95ZM115 136V137H116ZM169 136V137H170ZM214 136V135H213ZM102 137H100L101 139H102ZM166 137V136H165ZM167 137H168V135H167ZM191 137H193V138H191ZM260 138V140L258 139V138ZM99 138V137H98ZM97 138V139H98ZM99 138V139H100ZM137 138H139V139H137ZM196 138V139H195ZM198 138V139H197ZM220 138H222V137H220ZM251 138V139H252ZM115 139V138H114ZM118 139H119V137H118ZM136 139V140H135ZM200 139V140H199ZM210 141H209V140ZM117 140V139H116ZM115 140V141H116ZM135 140V141H134ZM141 140V139H140ZM191 140V141H192ZM246 140V139H245ZM248 140V141H249ZM256 140V142H258ZM74 141H72L74 144H75V142ZM98 141V140H97ZM114 141V140H113ZM114 141V142H115ZM244 141V140H243ZM248 141L246 142V144L248 143ZM106 142H108V141H106ZM105 142V143H106ZM135 142V143H134ZM188 142H190L189 140H188ZM187 142V143H188ZM204 142V143H203ZM212 143H213V141H211ZM221 142V141H220ZM252 142H254L253 140H251V143ZM103 143V142H102ZM101 143V144H102ZM109 143V142H108ZM111 143H113L112 141H111ZM111 143H110V145H111ZM185 143H186V141H185ZM193 143V142H192ZM233 143H235V142H233ZM240 143V142H239ZM239 143L237 142V144L239 145ZM250 143V142H249ZM255 143V142H254ZM75 144V145H76ZM98 144H100V143H98ZM100 144V145H101ZM203 144V146H201ZM209 144V146L211 145L210 143H208ZM219 144V143H218ZM236 144V145H237ZM243 144H245L244 142H243ZM262 143L260 142V145H261ZM76 145V147H78ZM104 145H107V143L106 144H103V146ZM109 145V144H108ZM108 145L107 146H104V148L105 149H103V148H101V151H100V153L102 154V155H100V153L98 154V155H100L101 157H100V159L101 158H103V159H105L104 157H109V160L108 161H110V159H111V157L110 156H112V155H110V151L112 150L111 148H113V146H115L114 144H112V147H109L108 148ZM184 145V144H183ZM216 143L214 144V145H212V146H215L216 147ZM235 145V149H236V147L238 146H236ZM240 145H242V144H240ZM99 146V145H98ZM98 146H95V147H98ZM208 146V145H207ZM212 146H211V148H212ZM221 146V145H220ZM219 145H218V147H220ZM243 146V145H242ZM248 146H249V144H248ZM3 147H5V144L3 145ZM100 147V146H99ZM115 147V148H116ZM180 147V148H179ZM214 147V148H215ZM222 147V146H221ZM60 148V144L59 143H57V142H54L53 143V141H52V144L50 145V146H47V147H43V148H41L42 149V151H45V155L46 156H48V157H50L53 153H55V152H57L58 151V149ZM206 147H204V150H207V149H205ZM209 148V147H208ZM229 148V147H228ZM232 148H234L233 146H232ZM238 148V147H237ZM241 148V147H240ZM245 148V147H244ZM243 148V149H244ZM78 149V148H77ZM92 149V148H91ZM102 149L104 150V152L102 151ZM111 149V150H110ZM129 149H131V150H129ZM200 149H202V148H200ZM218 149V148H217ZM98 151H99V148L97 149ZM203 150V151H204ZM212 150H214V149H212ZM227 150V149H226ZM230 150V148L228 149V151ZM241 150V149H240ZM78 151H80V150H78ZM91 151H93V150H91ZM91 151H89L90 153H91ZM96 151V150H95ZM198 151V152H197ZM202 150H196V151H194V153H190L191 154V156H190V160L191 159H193V160H197L198 159V157H200V156H202L201 154H206L205 152H203ZM211 151V150H210ZM232 151H233V149H232ZM237 151V150H236ZM193 152V151H192ZM212 152V151H211ZM227 152V151H226ZM79 153V152H78ZM112 153V152H111ZM237 153V152H236ZM81 154V153H80ZM94 154V153H93ZM203 154V155H204ZM228 154V153H227ZM233 155H234V159L237 161L239 158H240V156L239 155H237V157H236V155L234 154V153H232ZM91 155V154H90ZM228 155H231V153L230 154H228ZM82 156H84V155H82ZM89 156V155H88ZM87 156V157H88ZM188 156V155H187ZM232 156V155H231ZM239 156V157H238ZM86 157V156H85ZM233 157V156H232ZM236 157V158H235ZM189 158V156L187 157V159ZM197 158V159H196ZM231 158V157H230ZM87 160H89L88 158H86ZM85 159V160H86ZM103 159H101V160H103ZM108 159V158H107ZM164 159H163V161H161V162H159V163H163V164H165V162L167 161H165L164 162ZM186 159V160H187ZM112 160V159H111ZM149 160V161H148ZM162 160V159H161ZM189 160V159H188ZM188 160H187V162H188ZM180 161V162H181ZM243 162L244 161V159H243V157H242V160H241V158H240V160L238 161V163L239 162ZM104 162V161H103ZM107 162V161H106ZM194 162V161H193ZM110 163V162H109ZM109 163H108V165H109ZM149 163V164H150ZM155 163H157V162H155ZM177 163V164H176ZM190 163H191V161H190ZM223 163V162H222ZM225 163V162H224ZM223 163V164H224ZM174 164H176V165H174ZM220 164V163H219ZM106 165H107V163H106ZM111 165V164H110ZM227 165H229L228 163H227ZM227 165H226V167H227ZM166 166H167V164H166ZM214 166V165H213ZM216 166V165H215ZM218 166V165H217ZM231 166V165H230ZM232 167V166H231ZM231 167H230V169L229 170H231ZM110 168V167H109ZM229 168V167H228ZM2 166H1V164H0V174H1V172H2ZM111 169V168H110ZM137 169V170H136ZM216 170H217V168H215ZM220 169V168H219ZM223 169H224V167H223ZM182 170V169H181ZM181 170L179 171V172H181ZM184 170V169H183ZM182 170V171H183ZM215 170V171H216ZM228 170V169H227ZM115 171V170H114ZM118 171V170H117ZM122 171V170H121ZM128 171H129V168H128ZM142 171V172H141ZM187 172H185V170L182 172V173H185V175H186V173L188 174V170H186ZM212 171H213V168H212ZM211 171V173H213ZM239 171V170H238ZM237 171V172H238ZM92 172V171H91ZM178 172V174L180 175V177L182 178V180H183V178L185 177V176H183L184 174H182V173H179ZM217 172V171H216ZM225 172V171H224ZM236 172V171H235ZM90 173V172H89ZM94 173V172H93ZM121 172L119 171V174H120ZM227 173V172H226ZM263 173V172H262ZM116 174H118V172L116 173ZM125 174V173H124ZM129 174V173H128ZM143 174H145V173H143ZM177 174V175H178ZM264 174V173H263ZM87 175H89L88 173H87ZM94 175H95V173H94ZM99 175H100V173H99ZM104 175H105V173H104ZM103 175V176H104ZM121 175H123V173L121 174ZM130 175V174H129ZM132 175V174H131ZM179 175H178V177H179ZM262 175V174H261ZM260 175V176H261ZM85 176V175H84ZM92 176H93V174H92ZM92 176H91V178H92ZM98 176V175H97ZM102 176V177H103ZM106 176V175H105ZM104 176V177H105ZM116 177H117V175H115ZM120 176V175H119ZM118 176V177H119ZM125 176V175H124ZM123 176V177H124ZM183 176V177H182ZM211 176V175H210ZM257 176H258V174H257ZM256 176V177H257ZM263 177H264V175H262ZM87 179L89 178V176L87 177V176H85ZM123 177L121 178V179H123ZM179 177V180L181 179ZM188 177L189 176H187L186 175V177L184 178V182L185 183H181L180 185L182 186H184L186 183H188L191 179H189L188 180ZM253 177H255V176H253ZM255 177V178H256ZM46 178L48 179V177L46 176ZM45 178V179H46ZM95 178H96V176H95ZM98 178V177H97ZM96 178V179H97ZM109 178V177H108ZM120 178V177H119ZM187 178V179H186ZM252 178V177H251ZM255 178H253V180H255ZM43 179H44V177H43ZM83 179H84V177H83ZM94 179V178H93ZM92 179V180H93ZM100 179H101V176H100ZM104 179V178H103ZM102 179V180H103ZM187 181H186V180ZM258 179V178H257ZM84 180H86V179H84ZM83 180V181H84ZM89 180V181H88ZM87 180V182L89 183V182H91L92 180L89 178ZM91 180V181H90ZM99 180V179H98ZM105 180V179H104ZM107 180H109L110 181V178L109 179H107ZM127 180V177H125V181ZM228 180V182L226 181L225 183H222L221 185L226 189L227 187H228V189H229V179H227ZM262 180V179H261ZM264 180V179H263ZM82 181V183H84ZM101 181V180H100ZM149 181V180H148ZM183 181H181V182H183ZM252 181V180H251ZM257 181V180H256ZM259 181V180H258ZM42 183H43V181H41ZM44 182L45 183H48V182H50L49 180H44ZM102 182H104V181H102ZM102 182H101V184H102ZM108 182V181H107ZM150 182V181H149ZM178 182V181H177ZM177 182H175V184L177 183ZM39 183V182H38ZM37 183V184H38ZM87 183V184H88ZM104 183H106V182H104ZM109 183V182H108ZM111 183V182H110ZM151 183L153 184V182L151 181ZM41 184V183H40ZM38 185L39 187L40 186H42V187H40L41 188V191L43 190V186L44 185ZM86 184V183H85ZM85 184H84V186H85ZM86 184V185H87ZM90 184V183H89ZM112 184V183H111ZM149 184V183H148ZM178 184V183H177ZM176 184V185H177ZM224 184V185H223ZM250 184H251V182H250ZM254 184V183H253ZM258 184H260V183H258ZM144 185V184H143ZM141 186V188L143 187V189L145 188V187H147V184L145 183V186ZM154 185V184H153ZM175 185V186H176ZM257 185V184H256ZM264 185V184H263ZM262 185V186H263ZM37 186V187H38ZM46 186H48L47 184H46ZM46 186H44V190H45V188H46ZM101 186H104V185H101ZM106 186V185H105ZM104 186V187H105ZM110 185H108L107 187L108 188H110L111 189V186L109 187ZM151 186V185H150ZM155 186V185H154ZM154 186L152 187V188H154ZM179 186V185H178ZM226 186V187H225ZM258 186V185H257ZM161 187V186H160ZM190 188H191V186H189ZM189 187L187 188V186H185V187H176V190H175V192L177 191L178 193L180 192V196H178V197H175V199L176 198H180L181 196H186V198H187V195H188V193H187V189H189ZM223 187L222 188H219L218 187V189H219V191H217V196H219V199L220 200H222L223 199V195H224V189H223ZM39 188V189H40ZM163 188V187H162ZM186 188V189H185ZM39 189H37V190H39ZM79 189V188H78ZM105 189V191L106 190H109V189H107V188H104ZM155 190H156V187L154 188ZM175 189V188H174ZM183 189L185 190V191H183ZM248 189V188H247ZM249 189H251V191L250 192H252L251 194V198L250 199H248V196L249 195H246L247 196V198H246V200L244 201V203H245V205L247 206H249V204H251L252 202H250L251 200H253L254 202H256V204H258L257 206H259V207H264V187H261V185H260V187L258 188V187H256L255 186V188H254V186H253V188L251 187V188H249ZM248 189V190H249ZM254 190V192H253V190ZM36 190V191H37ZM47 190H48V187H47ZM114 190H115V188H114ZM113 190V191H114ZM145 190H147L148 191V187H147V189H145ZM163 190V192H164V190H165V188L164 189H162ZM212 190V189H211ZM40 191V190H39ZM38 191V192H39ZM39 192V194L40 195H38V196H40V198H42V195H41V193L42 192H44V194L46 193L45 191H42V192ZM112 191V192H113ZM117 191V190H116ZM247 191V190H246ZM38 192H35L36 194H38ZM80 192H81V190H80ZM108 192V191H107ZM107 192H105V194H109L110 192H111V190H110V192L109 193H107ZM112 192L108 195V198H107V201H105V199H104V202H106L105 203V205H106V207H105V209H104V203H103V206H102V208H100L101 210L102 209H104L105 210V212L107 211V213L108 214H110L113 218L114 217H116L117 218V215L118 216H120V213H122V214H125V213H128V212H126L125 210H130V207H128L127 209H125L126 207H124V213L122 212V211H120V209L118 210V206H120V205H124L125 206V199L127 200V196H126V194L127 193H124L125 195L124 196H126L125 197V199L124 198H122V195H121V197L119 196V194H117L118 196H119V198L116 196V195H114V194H112ZM149 192H151V190L149 191ZM154 192V191H153ZM156 192V191H155ZM154 192V193H155ZM160 192V191H159ZM158 192V193H159ZM174 191L172 192V193H175ZM188 192H189V190H188ZM211 192H215L214 190L213 191H211ZM211 192H207V191H205V193L203 192L202 194L203 195H201L200 197L202 198V196L204 197V199L203 200H205V201H210V198L211 197H213L214 199H215V196H211ZM35 193H34V196H35ZM76 193H78V192H76ZM84 193V192H83ZM117 193V192H116ZM187 193V194H186ZM218 193H220V194H218ZM249 193V192H248ZM75 194V193H74ZM82 194V193H81ZM153 194V193H152ZM156 194H157V192H156ZM177 194V193H176ZM201 194V193H200ZM63 195H64V193H63ZM76 195V194H75ZM75 195H74V197H75ZM79 195V194H78ZM174 195V194H173ZM178 195V194H177ZM176 195V196H177ZM214 195V194H213ZM37 196V195H36ZM65 196V195H64ZM69 196H70V194H69ZM82 196V195H81ZM106 196V195H105ZM129 196V195H128ZM159 196V195H158ZM162 196V195H161ZM164 196V195H163ZM165 196H166V194H165ZM245 196V197H246ZM65 197H67V196H65ZM72 197V196H71ZM76 197H78L77 195H76ZM76 197L74 198V199H76ZM107 197V196H106ZM39 198V197H38ZM44 198H46V196L44 197ZM73 198V197H72ZM79 198H81L80 196H79ZM85 198V197H84ZM83 198V199H84ZM201 198H199V200L201 199ZM206 198V199H205ZM217 199H218V197H216ZM185 199V198H184ZM130 200V199H129ZM189 200V199H188ZM212 200V199H211ZM216 200V199H215ZM243 200V199H242ZM23 201H25V200H23ZM77 201V200H76ZM76 201H74V202H76ZM83 201V200H82ZM124 202V203H122V202ZM190 201V200H189ZM193 201V200H192ZM213 201V200H212ZM211 201V202H212ZM219 201V200H218ZM78 202V201H77ZM86 201H84V202H82V203H85ZM122 203V204H118V203ZM129 202V201H128ZM131 202V201H130ZM185 202H186V200H185ZM196 202H198V200L196 201ZM250 202V203H249ZM28 203V202H27ZM27 203H24L23 202V204L24 205H26ZM79 203H81L80 202V199H79ZM203 203V202H202ZM207 203V202H206ZM214 203V205H211V207H213V206H215V204H217V200H216V202L214 201L213 202ZM212 203V204H213ZM244 203H242L241 205H244ZM186 203H184V205H185ZM198 204H199V202H198ZM80 205H82V204H80ZM129 205H130V203H129ZM203 205V204H202ZM205 205V204H204ZM207 206L209 205L210 206V204L208 203V204H206ZM254 205V204H253ZM127 206V205H126ZM187 206V205H186ZM186 206H184V207H186ZM208 206V207H209ZM143 206H141V208H142ZM205 207V206H204ZM10 208H12V210L13 211H16L17 210V208H18V204H11V206H10ZM137 208V207H136ZM188 208H189V206H188ZM201 208V206L199 207V209ZM242 208L244 209V207H241L240 206V209L242 210ZM258 208V207H257ZM77 209V208H76ZM75 209V210H76ZM79 210H76V212H75V210H74V212H72V213H70V212H67V214H57L58 216L57 217H55L56 219H55V221H54V226L53 227H56L57 228V230L59 231V233L61 234V236H62V238H65V239H69L68 241L70 242V240H72V242H74L75 244L76 243H78V245L80 246V247H82L81 249H80V247L78 246L77 247V245H76V247L77 248H79L78 250H80V252L82 253V254H84V255H86L85 257L89 260H87L88 261V263L91 261L90 260V256L86 253V244H84L82 241H83V239H82V236H81V233L79 232V234L77 233V232H75L74 231V229H75V225L78 227L79 225H82V226H84L83 228H85V227H91L92 226V228L91 229H93L95 226L96 227H100V228H104V225L103 224H105V223H103V219L102 220H100V221H98L99 219H94V216L93 217H91V216H88L87 215V213L85 214L84 212H83V210H82V212L84 213H82V212H80L81 211V208H78ZM99 209V208H98ZM138 209H140V208H138ZM143 209V208H142ZM153 209V208H152ZM151 209V210H152ZM155 209V208H154ZM185 209H187V208H185ZM258 209H260V208H258ZM263 209V208H262ZM57 211V208L56 209H54V211ZM103 210V211H104ZM123 210V209H122ZM188 210V209H187ZM190 210V209H189ZM246 210V209H245ZM79 211V212H78ZM99 211V214H97V212H96V214L97 215H100V212H102V211H100V210H98ZM118 211H120V213H118ZM161 211H163L162 209H160V210H152V212H150L149 214H150V216L148 217H146V219H145V223H144V221H143V223L144 224H146L147 226H151V228H152V237H151V239H149V241L150 240H152L151 242H154V243H156V240H158V238L159 237H161L162 235H164L165 234V231L167 232V227H168V225H167V227L165 226V224H168V221H167V219H166V223L165 222H163V220H162V217H164L161 213H163V212H161ZM200 211V210H199ZM202 211V210H201ZM200 211V212H201ZM58 212V211H57ZM203 212V211H202ZM245 212V211H244ZM243 211H241V214H243L244 213ZM53 214H55V213H53ZM107 214V215H108ZM121 214V217H124L123 215ZM93 215H95V214H93ZM105 215V214H104ZM162 215V216H161ZM101 216V215H100ZM143 217H144V215H142ZM95 217H97L98 218V216H96L95 215ZM102 217H103V212H102ZM108 217V216H107ZM121 217H120V219H121ZM142 217V218H143ZM109 218V217H108ZM139 218H140V216H139ZM164 219V218H163ZM38 216H37V214H33V217L32 218H30L29 220H28V222L26 223L27 225L24 227L23 226V228L21 227L20 228V230L21 231H19L18 233H17V244L12 248H10V257H9V260L11 261V263H6V264H26V263H28L29 261H30V259H33L34 258V254H35V257L36 256H40V255H45L46 254V252H47V249H48V241H50V240H48L49 238H50V234L47 236L46 235V233H44L43 232V230H42V228L40 229V225L38 224ZM109 220V219H108ZM107 220V221H108ZM119 220V219H118ZM142 220H144V219H142ZM165 220V219H164ZM190 220V219H189ZM102 221V223H100ZM111 221H112V219H111ZM120 221V220H119ZM106 222V221H105ZM108 222H110V221H108ZM107 222V223H108ZM115 223H116V219H115V221H114ZM113 222V223H114ZM121 222H122V220H121ZM106 223V224H107ZM114 223V224H115ZM117 223H118V221H117ZM165 223V224H164ZM109 225L111 224V223H108ZM115 225H118V224H115ZM121 225H122V223H121ZM120 225V223H119V226H121ZM114 226V225H113ZM197 226V225H196ZM80 227V226H79ZM78 227V229H80ZM106 227V226H105ZM107 227H109V226H107ZM122 227V226H121ZM120 227V228H121ZM55 228V229H56ZM82 228V229H83ZM123 228V227H122ZM194 229H197V230H193L192 232L193 233H191L190 235H189V240H191V243L190 242H188V246H189V249L190 250H192V252H195V254H198V252H200L201 251V249H205V247L209 250L210 248H209V245L211 246V241H212V239H214V238H211V236L210 235H205L204 234V232L202 231V230H198V228H195L194 227ZM17 231V230H16ZM58 231H56L57 233H58ZM102 232V236L100 237V240L101 241H110L109 240V236H108V234L107 233H104L105 232V230L103 231H101ZM58 233V234H59ZM59 234V235H60ZM213 234V233H212ZM211 234V235H212ZM191 235H192V237H191ZM216 234H214L213 236H215ZM60 236V237H61ZM134 237H139L138 235H135V236H132V238L129 240V239H125V242L127 241V243H129V244H131L132 246H135V248L136 249H139V251L140 250H142V249H140V248H142V247H140V246H142V244L144 245V243H142L141 242V239H139V238H134ZM141 237V236H140ZM149 237V238H150ZM215 237H217V236H215ZM129 238V237H128ZM190 238H192V239H190ZM259 238V241L261 240L260 239V237H258ZM257 238V239H258ZM34 240V246H35V251L33 250V252H34V254H32V251H30L29 250V240ZM235 239V238H234ZM232 240V242H234L235 240ZM263 239H264V237H263ZM261 240V242L263 243L264 242V240ZM145 240V241H144ZM144 242L146 243V239L144 238ZM256 240V239H255ZM130 241V242H129ZM31 242V241H30ZM231 242V243H232ZM142 243V244H141ZM230 243V242H229ZM230 243V244H231ZM237 242L235 241V243L234 244H236ZM255 243H260V242H257V240H256V242ZM2 244H3V240L0 238V248L2 247ZM74 244V245H75ZM228 244L229 245V247L231 248V246L233 245V244ZM146 245V244H145ZM237 245V244H236ZM262 245H264V244H262ZM132 246H131V248H132ZM237 247V246H236ZM236 247H232V249H230L229 251H230V254L232 253H234L236 250H237V248ZM76 248V249H77ZM123 248H124V246H123ZM123 248H113V250H112V256H111V258L110 259H108V261L110 262V264L112 263V264H126V262L128 263V256H126L125 257V259H127L126 261L124 260L123 261V258L121 257V252L122 251H124L123 250ZM127 248H130L129 246H127ZM127 248H126V250H127ZM221 250H222V247L220 246L219 247ZM218 248V249H219ZM233 248H236V250L234 249L233 250ZM73 249H74V246H73ZM135 249V250H136ZM218 249H217V251H218ZM242 250H243V248H241ZM263 250H261L260 252L259 251H257V252H259L257 255H252L253 257H251V259H250V257H248L249 256V254H247L246 252L244 253V251H242L241 250V252L239 251H236V252H238L239 253V255H240V253H241V255H243L244 256V254H247L248 256L246 257V255L244 256V258L246 257V259H247V261H249V263L250 264H262V262L264 261V248H262ZM130 249H128V251H129ZM131 250H133V249H131ZM131 250H130V253H131ZM30 251V252H29ZM74 251V250H73ZM143 251V250H142ZM224 251V250H223ZM75 252V251H74ZM78 252L79 251H77V254H78ZM79 252V253H80ZM127 252V251H126ZM141 252V251H140ZM218 252H222V251H218ZM261 252H263V254H261ZM32 255V258H31V255ZM168 254H171V253H169V252H167ZM223 253V252H222ZM238 253L236 254V255H238ZM243 253V254H242ZM132 254V253H131ZM135 254V252L133 253V255ZM137 254H139L138 252H137ZM135 255V256H138V255ZM141 254V253H140ZM142 254H143V252H142ZM216 255H218L219 253H215ZM84 255H83V257H84ZM161 255V254H160ZM163 255V254H162ZM77 256V255H76ZM159 257H161V256H159ZM12 258H13V260H12ZM163 258H164V260H163ZM239 258V257H238ZM240 258H242V257H240ZM15 259V260H14ZM160 259V258H159ZM176 259V257H175V255H173V252H172V255L171 256H168V255H166V259H165V257H162V260H163V264H172L173 262V260H175ZM178 260V259H177ZM176 260V261H177ZM245 260V259H244ZM244 260H243V262H244ZM12 261L13 262H15V263H12ZM28 261V262H27ZM107 260L105 261L106 263H109ZM246 261V260H245ZM245 262V263H242V264H246V263H248V262ZM175 262V261H174ZM239 262V261H238ZM242 262V261H241ZM91 263V262H90ZM160 263H161V260H160ZM161 263V264H162ZM213 264H215V263H217V264H219L218 262H215V261H213L212 262ZM248 263V264H249ZM49 264V263H48ZM173 264H175V263H173ZM240 264V263H239Z\"/></svg>",
    "mask_w": 264,
    "mask_h": 264
}]
</instances>
